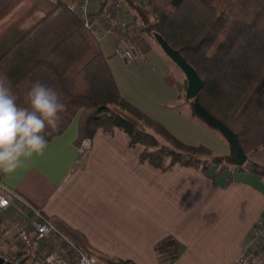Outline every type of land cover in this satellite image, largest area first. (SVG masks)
Wrapping results in <instances>:
<instances>
[{
    "label": "crops",
    "instance_id": "obj_1",
    "mask_svg": "<svg viewBox=\"0 0 264 264\" xmlns=\"http://www.w3.org/2000/svg\"><path fill=\"white\" fill-rule=\"evenodd\" d=\"M11 23L0 24V35ZM133 40L140 56L127 60L103 29L98 36L124 99L181 142L231 155L226 140L190 115L187 80L158 43L141 31ZM77 125L78 116L48 141L43 155L25 160L12 173L0 171L3 183L45 215L79 230L108 256L134 264H233L253 226L264 218V179L230 164L206 171L180 163L157 168L141 162L143 147L130 146L118 129H99L77 146ZM251 158L264 166V143ZM30 218L14 201L0 210L4 252L20 248L17 228Z\"/></svg>",
    "mask_w": 264,
    "mask_h": 264
},
{
    "label": "trees",
    "instance_id": "obj_2",
    "mask_svg": "<svg viewBox=\"0 0 264 264\" xmlns=\"http://www.w3.org/2000/svg\"><path fill=\"white\" fill-rule=\"evenodd\" d=\"M20 2L29 7L10 24L0 43L29 14L42 16L4 49L0 47V78L11 83L21 107H27L26 94L37 81L61 94L67 111L61 114L59 131L47 136L48 141L63 134L78 116L77 146L99 129L109 133L118 129L130 146L143 147L141 162L160 169L176 163L202 171L211 165L234 167L230 155L181 142L126 101L97 37L83 26L68 1L0 0V21ZM123 2L137 13L141 32L154 41L155 34L161 35L195 69L203 82L197 101L233 131L246 155L260 147L264 143V0H150L149 13L137 0ZM186 101L190 115L203 121L192 100ZM235 167L264 179V166L248 156ZM48 218L80 250L103 264H134L96 250L79 230L55 216Z\"/></svg>",
    "mask_w": 264,
    "mask_h": 264
},
{
    "label": "built area",
    "instance_id": "obj_3",
    "mask_svg": "<svg viewBox=\"0 0 264 264\" xmlns=\"http://www.w3.org/2000/svg\"><path fill=\"white\" fill-rule=\"evenodd\" d=\"M139 3L145 12L150 8V0H139ZM70 6L83 26L97 39L103 29L104 34L113 38L118 54L127 60L140 56L133 34L140 32L141 26L137 18L125 10L121 0H72ZM13 201L21 204L31 218L28 224L17 228L18 250L4 252L1 248L3 236L0 234L2 264H98L95 256L80 250L41 209L32 206L6 186L0 175V210L7 209ZM27 226H31V232ZM233 264H264V218L253 226L241 254Z\"/></svg>",
    "mask_w": 264,
    "mask_h": 264
},
{
    "label": "clouds",
    "instance_id": "obj_4",
    "mask_svg": "<svg viewBox=\"0 0 264 264\" xmlns=\"http://www.w3.org/2000/svg\"><path fill=\"white\" fill-rule=\"evenodd\" d=\"M27 107L19 106L6 78H0V171L12 173L25 160L43 155L47 136L59 131L67 111L61 94L39 81L26 94Z\"/></svg>",
    "mask_w": 264,
    "mask_h": 264
},
{
    "label": "water",
    "instance_id": "obj_5",
    "mask_svg": "<svg viewBox=\"0 0 264 264\" xmlns=\"http://www.w3.org/2000/svg\"><path fill=\"white\" fill-rule=\"evenodd\" d=\"M155 40L167 57L184 74L187 80L185 97L187 100H192L194 111L203 121L215 128L226 140L231 150L230 162L235 166L242 165L247 160V155L241 148L236 135L221 120L209 113L196 99L203 82L199 78L195 69L189 63H187L180 53L173 49L161 35L155 34ZM0 264H2L1 258Z\"/></svg>",
    "mask_w": 264,
    "mask_h": 264
},
{
    "label": "rangeland",
    "instance_id": "obj_6",
    "mask_svg": "<svg viewBox=\"0 0 264 264\" xmlns=\"http://www.w3.org/2000/svg\"><path fill=\"white\" fill-rule=\"evenodd\" d=\"M71 2V1H70ZM137 3H139V0H137ZM121 4H122V6L125 8V10L129 13V14H131V15H134L136 18H137V22L139 23V18H138V15H137V13L135 12V10H131V9H129V8H127L126 6H125V3L123 2V0H121ZM139 5H140V3H139ZM141 6V5H140ZM28 7H29V5L26 3V2H20L17 6H16V8H14L7 16H5L4 17V19H2V21H0V24H6L8 21H9V23H10V21L12 20V22L13 21H15L16 20V18L18 17H20V16H22L23 15V13L28 9ZM142 7V6H141ZM142 10H143V8H142ZM149 11H150V8L148 9V11H147V13H149ZM42 16V14L40 13V12H34V13H32L31 15L29 14L28 15V17L25 19V21H23V23H21V26L19 27V29H15V30H13L12 31V33L9 35V36H7L6 38H7V40H8V42H7V45L9 44V43H11V41H13V40H15L16 38H18L21 34H20V30H22V29H25V28H27V27H29L32 23H34L37 19H39L40 17ZM140 25V24H139ZM2 35H0V37H1ZM1 41H2V39H1ZM10 41V42H9ZM6 42H1L0 43V47L1 48H3V46H4V44H5ZM6 45V44H5ZM0 48V49H1ZM166 57V56H165ZM167 58V57H166ZM169 62H170V60H168ZM172 65H173V67L176 69V71H178L179 73H180V71L177 69V67L172 63V62H170ZM184 95H185V93H184ZM255 150V149H254ZM253 151V150H252ZM252 151H250L249 153H248V157L251 159V160H253L252 158H251V152ZM254 161V160H253ZM98 264H103L102 262H98Z\"/></svg>",
    "mask_w": 264,
    "mask_h": 264
}]
</instances>
